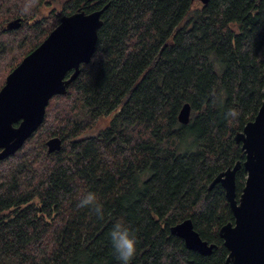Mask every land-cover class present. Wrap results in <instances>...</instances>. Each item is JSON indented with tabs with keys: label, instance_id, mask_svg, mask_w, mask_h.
Wrapping results in <instances>:
<instances>
[{
	"label": "trees",
	"instance_id": "obj_1",
	"mask_svg": "<svg viewBox=\"0 0 264 264\" xmlns=\"http://www.w3.org/2000/svg\"><path fill=\"white\" fill-rule=\"evenodd\" d=\"M105 5L90 62L0 161V264H120L108 236L117 221L137 239L131 264H225L218 231L233 215L210 185L244 161L234 137L264 99V0H0V89L61 16ZM14 19L20 28L7 29ZM52 137L62 144L49 154ZM245 178L240 167L237 196ZM89 192L102 219L78 207ZM184 220L210 255L170 233Z\"/></svg>",
	"mask_w": 264,
	"mask_h": 264
},
{
	"label": "water",
	"instance_id": "obj_2",
	"mask_svg": "<svg viewBox=\"0 0 264 264\" xmlns=\"http://www.w3.org/2000/svg\"><path fill=\"white\" fill-rule=\"evenodd\" d=\"M206 5L209 0H197ZM61 16L47 37L7 75L0 89V161L14 155L42 124L45 109L54 96L66 94V88L88 64L95 52L101 15L106 10ZM20 19L7 24L19 29ZM190 106L184 104L177 120L186 125ZM244 153V161L218 174L210 188L220 184L233 215V222L220 227L218 235L228 251L225 264H264V99L253 120L234 137ZM61 139L45 142L47 153L61 149ZM243 168L244 186L237 197L235 175ZM188 250L210 255L213 244L201 240L190 220L170 228Z\"/></svg>",
	"mask_w": 264,
	"mask_h": 264
},
{
	"label": "clouds",
	"instance_id": "obj_3",
	"mask_svg": "<svg viewBox=\"0 0 264 264\" xmlns=\"http://www.w3.org/2000/svg\"><path fill=\"white\" fill-rule=\"evenodd\" d=\"M238 116V111L234 108L228 109L226 118L235 119ZM80 208H89L98 219H102L103 205L97 200L95 193L89 192L78 203ZM111 247L120 264H131L136 255L137 239L135 233L126 226L123 221L115 222L109 233Z\"/></svg>",
	"mask_w": 264,
	"mask_h": 264
},
{
	"label": "rangeland",
	"instance_id": "obj_4",
	"mask_svg": "<svg viewBox=\"0 0 264 264\" xmlns=\"http://www.w3.org/2000/svg\"><path fill=\"white\" fill-rule=\"evenodd\" d=\"M49 11H50V12H53V13H54L53 15L55 16L56 14H58V13L60 12V8H59V6L57 7V6H55V5L53 4V6L50 7V9H49V8L47 9V13H48ZM48 139H49V138H48ZM48 139H46L45 142H46ZM45 147H46V145H45ZM46 150H47V148H46Z\"/></svg>",
	"mask_w": 264,
	"mask_h": 264
},
{
	"label": "flooded vegetation",
	"instance_id": "obj_5",
	"mask_svg": "<svg viewBox=\"0 0 264 264\" xmlns=\"http://www.w3.org/2000/svg\"><path fill=\"white\" fill-rule=\"evenodd\" d=\"M238 197V196H237Z\"/></svg>",
	"mask_w": 264,
	"mask_h": 264
}]
</instances>
